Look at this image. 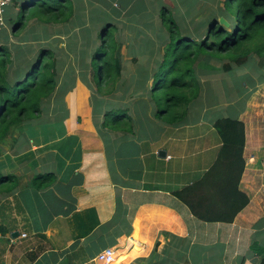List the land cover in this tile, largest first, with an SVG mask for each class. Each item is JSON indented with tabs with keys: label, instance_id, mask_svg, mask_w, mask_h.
Listing matches in <instances>:
<instances>
[{
	"label": "crops",
	"instance_id": "crops-1",
	"mask_svg": "<svg viewBox=\"0 0 264 264\" xmlns=\"http://www.w3.org/2000/svg\"><path fill=\"white\" fill-rule=\"evenodd\" d=\"M127 1L131 4L133 0ZM71 2L73 14L66 22L70 25L67 33L77 27L76 21H81L83 27L84 0ZM4 19L5 27L0 32H9L13 28L5 12ZM0 39L9 40L3 36ZM120 42L122 83L136 80L138 65L142 70L149 61L148 69L151 68L142 70L145 78L141 85L147 99L141 107L138 102L131 104V111H127L131 131L103 127L106 111L97 114L98 122L89 116V111V125L80 128L74 113L84 111L80 105L86 99L87 88L75 78L71 99L75 109L66 111L69 123L63 120V132L77 136L78 141L80 135L75 130L79 129L83 131L82 140L68 145L53 136L46 143L30 142V147L19 154L6 152L0 156V170L18 178L17 188L0 195V264H101L96 257L105 248L115 250L120 258L116 264H240L242 259L244 264H258L259 258L250 245L256 242L252 239L256 232L259 243L264 240V219L260 214L263 204L259 198L264 185V93L260 92L262 88L264 92V79L245 76L241 86L252 85L255 99L250 100L252 94L245 88L249 92L247 105L237 117H229L245 125V167L238 187L249 196V203L230 223L203 221L176 192L192 187L188 194L194 201L204 200L212 210L223 206L222 188L231 169L228 160L219 158L223 142L214 122L221 117H207V106L202 111H189L188 105L179 123L160 120L148 93L167 38L137 49L126 48ZM139 49L147 53L157 50L159 56L143 63L137 55ZM64 63L65 68L74 67L65 59ZM261 64L263 68H259L264 71ZM239 79L231 77L233 83ZM59 84L57 79V88ZM117 91L118 86L113 94ZM204 92L207 93L206 86ZM48 98L53 101L51 95ZM63 100L68 107L67 97ZM88 105L90 100L87 109ZM77 115L82 117L83 113ZM136 117L141 121L138 124ZM48 172H54L56 180L45 189H34V174ZM201 181L203 197L193 189ZM16 231L19 234L12 235Z\"/></svg>",
	"mask_w": 264,
	"mask_h": 264
},
{
	"label": "trees",
	"instance_id": "trees-1",
	"mask_svg": "<svg viewBox=\"0 0 264 264\" xmlns=\"http://www.w3.org/2000/svg\"><path fill=\"white\" fill-rule=\"evenodd\" d=\"M216 1L218 4L213 6L207 16L204 14L199 16L193 29L190 28L193 19L187 22L182 16L183 20L180 22L179 16L172 13L171 9L165 5L161 6L159 18L167 29L168 40L162 63L156 72L158 83L154 80L149 92L152 102L157 107V116L164 122L179 123L187 114L189 103L198 96L201 84L195 75L193 65L200 56H203L202 59L206 62L211 57L227 59L228 62L222 67L228 72H231L234 66L246 65L253 54L258 56L264 64V0ZM40 6H44V9L33 11L32 15L41 13L38 20L42 24L68 22L73 14L71 0H58V3L53 5L42 3ZM26 7L28 5L23 3L21 7L23 13H26ZM191 8L189 5L187 14ZM220 18H223L227 25L220 22ZM113 26L109 22L103 25L98 35L101 44L91 59L93 80L95 79L97 86H100L103 81L104 71L107 77L113 76L112 80L119 79L121 76V45H117L114 41L109 44V50H106L110 30L116 29ZM19 27L20 23L13 25L12 31ZM167 54L172 55L173 59L169 68L162 71ZM103 55L104 58H102ZM13 60L9 47L1 43L0 156L14 146L18 148L15 154L20 153L19 150L27 141L25 127L31 124L32 119H37L41 115L42 102L53 93L57 85V61L52 49L40 48L34 62L29 63V60L26 68L13 65ZM102 60L105 66L99 64ZM205 67L215 68L213 65ZM155 91H159L160 94L156 95ZM123 118L128 120L127 126L120 125ZM102 125L131 131L127 111H106ZM214 127L223 142L219 158L228 160L231 169L229 171L231 175H227L224 189L222 188L223 206L212 210L206 207L204 200L194 201L188 194L192 187H186L183 191H177L176 194L190 207L191 212L198 219L230 223L249 203V196L238 187L245 167L243 158L245 125L242 120L221 117L214 122ZM5 146L8 147L5 148ZM55 180V173L48 172L34 174L31 182L34 189L41 190ZM17 185L16 175L0 171V195L12 192ZM202 185L203 181L195 185L193 189L200 191L203 197ZM250 249L260 257L258 264H264V240L263 243H251ZM117 257L111 264L120 261ZM244 262L245 259H242L243 264Z\"/></svg>",
	"mask_w": 264,
	"mask_h": 264
},
{
	"label": "rangeland",
	"instance_id": "rangeland-1",
	"mask_svg": "<svg viewBox=\"0 0 264 264\" xmlns=\"http://www.w3.org/2000/svg\"><path fill=\"white\" fill-rule=\"evenodd\" d=\"M221 1L222 0H220V2ZM114 2L119 4V6H115L113 4ZM23 3L28 5V7H26V13H23L21 9ZM42 3L53 5L57 4L58 0H33V2L31 0H12L6 6L5 17L11 29L13 25L18 23H20V27L14 32L12 30H8L9 32H0V38L2 36L4 38H9L8 41L0 39V44L4 43L6 47H9V51L14 59L13 65L16 66L20 63V67H28L29 60V63L34 62L40 48L52 49L57 61L56 67L57 79L60 82L59 87H56L51 94L53 101H50V98H46L41 104V115L37 119H32L30 121L31 124L25 127L24 130L26 134L25 132L24 134L27 141L19 150L20 152H24L29 148L30 142L39 144L44 141L46 143L51 140L53 136L63 140L62 143L69 142L68 145L75 142L78 144L79 139L82 140L81 135L83 131L79 129L75 130V133L80 135L78 141L77 136H68V134L63 132L65 127L63 120H67L68 122L67 117L69 116V112L66 111L70 110L73 112L75 109L71 99L74 97L72 89L75 88L73 82L76 77V79H80L81 82L85 83L87 88V91H84V98L86 99L83 104L80 105V107L84 109V111H81L83 113L82 117L77 115V113L81 112L76 111L74 113L78 118L80 128L83 125H89V117L87 115L89 111V116L91 117L93 115V120L98 122L99 117L97 114L100 111H131V104L134 106V103L138 102L139 104L137 103V106L141 107V104L144 103L146 96L143 93L144 87L141 85V82L144 81L145 75H143L144 72H142V70L145 69L146 71H149L151 69H148L149 61L145 64V67H143L142 70V66L137 64V78L136 80L131 79L128 83H122L123 79L118 78L112 80L113 76L107 77L105 71L102 74L103 81L100 86L96 85L94 81L95 79L93 80V64L91 63V59H93V54L97 52V47L101 44L98 35L103 25L109 22L116 28L110 30V34L107 38L108 46L106 47V50H109V44L112 42L114 43V41L117 45H120V41H123L122 46H126V48L135 47V49H137V46L139 45H143L141 47L143 48L144 46H153L154 43L159 44L166 38L168 40L167 29L160 22L159 18L162 5L167 6L172 10V13L179 16L178 18L180 19V22L183 20V17L187 22L190 21V19H193V23L190 24V28L193 29L199 16L202 14L207 16L213 6L218 4L216 0H133L131 4H129L127 0H84L85 9L81 10V14L84 15L82 21L83 27L80 26L81 21H76V24H78L77 27L70 28L72 32L67 33L69 32L68 29L70 25L66 22L40 25L41 23L38 19L39 14L41 13L34 16L32 15V12L44 9V6H40ZM189 5H191L192 8L187 14L186 10ZM125 6H127V8ZM124 8L126 9L122 12ZM156 16L158 19H155ZM153 50L147 53L145 50L141 51L139 49V52L137 53L139 60H143V63H145L148 58H150V60H155V58L159 56V52ZM63 54H66L65 58ZM107 55H109V53H107ZM167 56L168 57L161 69L162 71L168 69L171 65L173 56L170 54H167ZM104 57L105 56L103 55L102 58ZM202 57L203 56H200L193 65L195 75L201 85H203V81H206V76H208V74H210L211 78L207 79L206 83L202 86L203 90L201 87L198 96L189 103V111H202L203 106H207L208 109H206V111H209V116L207 117H237L240 110L247 105L249 92L252 94L250 100L252 101L255 99V93H252V85H249L248 82L245 81L246 84H248L245 88L249 90V92L241 86L244 83L243 79L245 80V76L252 77L254 80L255 78L264 79V71L261 70L263 68L261 59L253 54L246 65L234 66L232 71L228 72L222 67L223 64L228 62L227 59L211 57L208 62H206ZM64 59L68 65L71 63V66L74 67L65 68L67 65L64 63ZM162 60L163 57L161 63ZM99 64L105 66L104 60ZM211 65L215 68L208 69L205 67H211ZM255 65L257 66L256 68L253 67ZM259 66L262 68L260 69ZM156 72H158V69L153 74V81L155 80V83H158ZM227 76L230 77L227 78ZM232 76L234 78H241L238 80V82L241 81L240 84H238L236 80H234L233 83V80H231ZM134 80L136 83H129ZM116 86H118V91L116 95H114L115 92L113 89L114 87L116 88ZM205 86L207 93L204 92ZM159 91H155L156 95L160 94ZM260 92L264 93L263 88ZM54 94L55 97H53ZM122 96L124 97L122 98L124 100L120 99ZM129 96H133V99H130ZM148 96L152 103L150 92L148 93ZM64 97H67L66 102L69 105L68 107H65L64 105ZM89 100L91 105H88L87 109L86 103ZM90 106L93 107L92 111L89 109ZM116 106L122 107L120 108ZM137 106L135 111H138ZM140 111L142 110L140 109ZM138 116L140 117L141 114ZM125 118L121 121V126L128 124V120H125ZM135 121L137 124L141 122L137 117L135 118ZM97 125L99 124L97 123ZM7 147L8 146H5V148ZM16 151H18V148L14 146L11 149H8L7 153L13 152L15 154ZM42 152L43 151H40L39 153L45 156L46 154ZM35 155L37 156V153ZM21 165L26 168V162H23ZM20 170L24 169L20 168ZM263 187L260 191L261 197L259 196L261 203L263 204L261 209L262 212H259L263 215L262 219H264ZM252 239L256 242H260L257 232L253 235ZM258 258L260 257L257 256V259ZM240 264H243L242 261Z\"/></svg>",
	"mask_w": 264,
	"mask_h": 264
},
{
	"label": "built area",
	"instance_id": "built-area-1",
	"mask_svg": "<svg viewBox=\"0 0 264 264\" xmlns=\"http://www.w3.org/2000/svg\"><path fill=\"white\" fill-rule=\"evenodd\" d=\"M11 1L12 0H0V30H2L3 27H5L4 12L6 6ZM114 258H115V250L113 248L103 249L101 252L97 254L96 257L97 261H99L101 264H110Z\"/></svg>",
	"mask_w": 264,
	"mask_h": 264
},
{
	"label": "water",
	"instance_id": "water-1",
	"mask_svg": "<svg viewBox=\"0 0 264 264\" xmlns=\"http://www.w3.org/2000/svg\"><path fill=\"white\" fill-rule=\"evenodd\" d=\"M219 20H220V22H222V23H224L225 25H227V23L224 21L223 18H220ZM159 152L162 153V154H164V151H163V150H162V151L160 150ZM13 234H14V235H18L19 232L16 231L15 233H12V235H13Z\"/></svg>",
	"mask_w": 264,
	"mask_h": 264
},
{
	"label": "bare ground",
	"instance_id": "bare-ground-1",
	"mask_svg": "<svg viewBox=\"0 0 264 264\" xmlns=\"http://www.w3.org/2000/svg\"><path fill=\"white\" fill-rule=\"evenodd\" d=\"M116 257H117V255L115 254V258H114V260L116 259Z\"/></svg>",
	"mask_w": 264,
	"mask_h": 264
}]
</instances>
